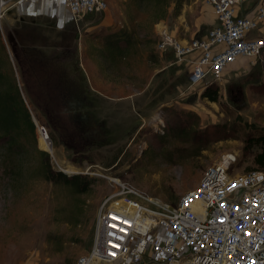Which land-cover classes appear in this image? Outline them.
Masks as SVG:
<instances>
[{
	"label": "rangeland",
	"instance_id": "1",
	"mask_svg": "<svg viewBox=\"0 0 264 264\" xmlns=\"http://www.w3.org/2000/svg\"><path fill=\"white\" fill-rule=\"evenodd\" d=\"M105 1L104 12L64 28L45 15L20 16L14 4L0 18V93L13 92L15 79L34 124L9 136L0 130V264H77L91 251L111 179L175 204L226 153L236 156L233 173L255 167L264 49L238 58L219 80L190 86L191 62L157 51L156 25L181 39L203 35L207 5ZM51 3L60 10L59 0ZM206 86L217 88L216 102L201 97ZM37 125L46 127L51 152L40 146ZM42 151L54 172L88 176V189L44 179Z\"/></svg>",
	"mask_w": 264,
	"mask_h": 264
},
{
	"label": "built area",
	"instance_id": "2",
	"mask_svg": "<svg viewBox=\"0 0 264 264\" xmlns=\"http://www.w3.org/2000/svg\"><path fill=\"white\" fill-rule=\"evenodd\" d=\"M22 1L27 0H0V18L8 4ZM200 1L216 19L205 34L186 40L163 21L156 25L157 51L172 54L176 63L191 62L190 86L219 80L238 58L264 49V0L243 14L241 7L248 9L251 0ZM58 5L60 14L75 22L108 6L105 0H59ZM37 129L51 143L46 127ZM235 160L224 154L175 204L113 182L97 210L91 251L77 264H264V170L233 173Z\"/></svg>",
	"mask_w": 264,
	"mask_h": 264
},
{
	"label": "trees",
	"instance_id": "3",
	"mask_svg": "<svg viewBox=\"0 0 264 264\" xmlns=\"http://www.w3.org/2000/svg\"><path fill=\"white\" fill-rule=\"evenodd\" d=\"M0 48H4L2 41L0 40ZM0 74V78H1ZM7 77V76H6ZM4 77L7 81L9 78ZM13 92L5 91L0 93V130L4 136H9L11 132L19 129L21 126H25L28 129H33L34 124L31 121L30 114L24 105V102L19 94V88L15 79L11 80ZM27 90V88H26ZM28 95L29 92L27 90ZM202 98H206L211 102H216L218 99V90L213 86H206L201 93ZM253 144L260 146L254 157L253 161L255 167L264 170V133L256 136L255 140L251 141ZM46 158L47 162L39 168L41 176L44 179L54 181L59 184L71 185L76 192L86 191L88 186L91 185V180L88 176L77 173L66 174L65 171H53L48 164V153L41 152Z\"/></svg>",
	"mask_w": 264,
	"mask_h": 264
},
{
	"label": "crops",
	"instance_id": "4",
	"mask_svg": "<svg viewBox=\"0 0 264 264\" xmlns=\"http://www.w3.org/2000/svg\"><path fill=\"white\" fill-rule=\"evenodd\" d=\"M14 8H15L16 13L20 16L31 17V16L45 15L46 17L52 18L55 20L58 28H64L68 21H72L69 19V17L65 16V12H64V15L62 16L60 14V10H56V8H54V6L52 5L50 0L22 1V2L15 4ZM249 8H250V4H249ZM205 13H206L205 22L209 23L211 25L210 26V28H211L216 24V19H215V16L213 14L212 8L210 6H206V12ZM166 54H168V53H166ZM82 65H83V62H82ZM87 68H88V70H86ZM92 69H94V66L92 64H87V65L85 64V70L86 71L91 72Z\"/></svg>",
	"mask_w": 264,
	"mask_h": 264
},
{
	"label": "bare ground",
	"instance_id": "5",
	"mask_svg": "<svg viewBox=\"0 0 264 264\" xmlns=\"http://www.w3.org/2000/svg\"><path fill=\"white\" fill-rule=\"evenodd\" d=\"M38 140H39L40 146H42L44 149H46L50 152L52 151L51 146L49 145V143H50L49 139H47V137L44 136L43 133L39 134ZM64 171L72 172V169H70V167H66V168H64ZM111 180H113V182L115 181V179H111ZM88 264H97V261L93 260V261L89 262Z\"/></svg>",
	"mask_w": 264,
	"mask_h": 264
}]
</instances>
